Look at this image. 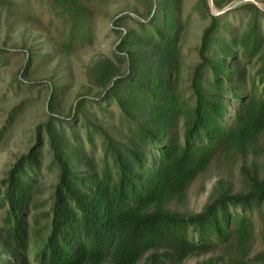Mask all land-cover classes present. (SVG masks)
I'll list each match as a JSON object with an SVG mask.
<instances>
[{"label": "rangeland", "instance_id": "1", "mask_svg": "<svg viewBox=\"0 0 264 264\" xmlns=\"http://www.w3.org/2000/svg\"><path fill=\"white\" fill-rule=\"evenodd\" d=\"M75 6L77 10L71 13L59 0H0V196L8 169L35 144V127L50 116L57 117L62 126L64 144L78 145L80 154L72 151L67 164L80 178L98 175L105 135L133 147L135 123H141L143 111L132 105L123 112L108 88L113 79L129 75L127 61L132 57L158 71V52L152 40L157 37L155 29L164 31L166 13L176 29L169 75L174 96L191 104L189 80L210 16L218 17L221 43L242 37L253 18L261 33V41L249 57H242L237 45L232 49L234 58L222 56L214 47L225 63L223 71L230 73L228 85L238 95L225 94L224 121L229 123L239 111L241 98L261 89L264 0H76L70 7ZM146 35L153 37L147 40ZM209 79L206 74V83ZM113 92L124 99L118 88ZM40 129L39 176L27 213L30 264H35L34 255L48 234L46 211L58 175L46 134ZM182 131L180 120L174 129L179 142ZM145 150L147 160H152L154 150L149 146ZM247 175L264 179V128L251 142L216 149L206 167L167 207L182 214L199 212L220 191H247ZM3 212L0 204V220ZM252 221L246 242L232 239L224 246L193 252L180 264H264L253 260L256 254H264V203L254 211ZM3 237L0 229L1 253L6 249ZM149 253L172 264L160 250L146 252L134 264H144Z\"/></svg>", "mask_w": 264, "mask_h": 264}, {"label": "trees", "instance_id": "2", "mask_svg": "<svg viewBox=\"0 0 264 264\" xmlns=\"http://www.w3.org/2000/svg\"><path fill=\"white\" fill-rule=\"evenodd\" d=\"M75 1L59 0V4L72 13L77 10L70 7ZM168 14L164 31L155 29L157 37L152 40L158 71L132 57L127 61L129 75L113 79L108 88L123 112L132 105L143 111L141 123H135L133 147L105 135L99 173L83 179L68 167L73 152L80 153L75 142L71 147L64 144L57 117L50 116L35 127V144L17 158L4 179L0 229L6 249L0 252V264H30L27 213L39 176L41 127L58 175L46 211L48 234L34 255L35 264H134L146 252L157 250L169 263L180 264L193 252L224 246L232 239L239 244L248 240L253 213L264 203V179L255 175H247V191H220L199 212L182 214L167 206L183 194L216 149L251 142L264 128V72L256 95L249 93L243 100L237 92L240 109L226 123L225 94L238 95L228 85L231 77L223 71L224 61L213 51L216 47L222 56L234 58L232 49L237 45L242 57L252 55L261 41L257 20L253 18L238 40L221 43L218 17L210 16L199 39L188 105L169 86L176 29ZM151 37L146 35L147 40ZM115 88L123 92V100L114 94ZM180 120L181 142L174 135ZM147 146L156 154L152 160L146 158ZM253 260L264 261V254H256ZM144 264L164 262L158 254L149 253Z\"/></svg>", "mask_w": 264, "mask_h": 264}]
</instances>
